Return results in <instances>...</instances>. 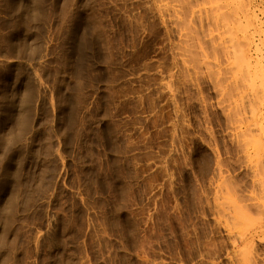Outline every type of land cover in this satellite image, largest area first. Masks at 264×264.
<instances>
[{"label":"rangeland","instance_id":"rangeland-1","mask_svg":"<svg viewBox=\"0 0 264 264\" xmlns=\"http://www.w3.org/2000/svg\"><path fill=\"white\" fill-rule=\"evenodd\" d=\"M0 264H264V0H0Z\"/></svg>","mask_w":264,"mask_h":264}]
</instances>
